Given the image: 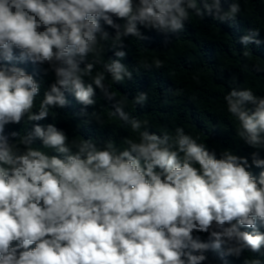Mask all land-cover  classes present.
<instances>
[{"label":"clouds","instance_id":"9594fccd","mask_svg":"<svg viewBox=\"0 0 264 264\" xmlns=\"http://www.w3.org/2000/svg\"><path fill=\"white\" fill-rule=\"evenodd\" d=\"M213 10L216 19H235L240 6L220 15V0H0V264H205V253L221 245L236 258L264 251V96L233 89L224 98L254 149L251 162L229 149L218 157L183 127L174 135L141 130L148 122L136 118L139 138H124L123 150L111 139L70 140L53 123H34L65 108L66 93L85 106L95 104V88L114 99L105 71L116 82L132 73L113 60L93 75L102 41L123 46L124 37L143 39L141 28L176 32L190 13ZM29 62L54 74L38 111L41 83L15 66ZM112 114L129 120L120 102ZM25 119L26 134L5 132Z\"/></svg>","mask_w":264,"mask_h":264},{"label":"trees","instance_id":"16d2710c","mask_svg":"<svg viewBox=\"0 0 264 264\" xmlns=\"http://www.w3.org/2000/svg\"><path fill=\"white\" fill-rule=\"evenodd\" d=\"M233 3L240 6L235 19H216L215 10L213 15L206 14L204 18L190 13L184 28L176 32L162 33L141 28L144 38L124 37L123 46H116L112 39L102 41L104 51L93 75L96 71H105L104 64L113 60H118L132 73L131 78L125 76L123 81L116 82L105 71V88L114 94V99L109 100L95 85L94 105H82L74 94L66 93L69 103L65 108L50 109L47 119L34 123H53L64 129L70 140L93 138L101 143L111 139L123 150L127 147L124 138H139L130 125V120L136 118L148 122L141 130L146 127L156 134L167 132L174 135L176 127H183L185 133L198 143L215 149L218 157L229 149L234 155L248 157L251 162L250 154L254 149L238 135L239 123L228 112L224 98L233 89H251L255 95L264 96V0H220L219 14L222 15ZM107 30L110 36L115 35L114 29ZM254 32L258 35H253ZM245 36L250 37L247 44L243 43ZM117 51L124 52L125 56H116ZM156 59L162 62V66H156ZM92 60L90 54L88 61ZM15 66L24 68L41 83L34 108L38 111L44 90L53 82L54 74H44L43 68L47 65L29 62ZM85 80L91 82L88 77ZM141 94H146L147 99L136 104L134 101ZM117 102L122 104L128 121L112 114ZM81 109L87 114L78 115ZM94 112L102 123L97 122ZM31 123L25 119L21 125H7L5 132L15 130L22 136L31 128ZM36 147L42 148L39 142ZM260 155L264 158V151ZM252 171L258 175L261 169L253 168ZM260 230L264 231V228ZM227 247L221 245L219 250L207 251L205 264H251L256 259L264 262V251L253 253L246 250L236 258L226 255Z\"/></svg>","mask_w":264,"mask_h":264}]
</instances>
